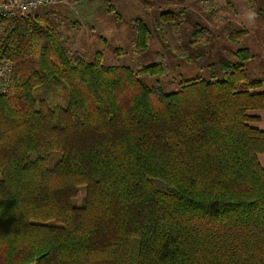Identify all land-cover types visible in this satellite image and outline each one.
I'll return each instance as SVG.
<instances>
[{
	"label": "trees",
	"instance_id": "1",
	"mask_svg": "<svg viewBox=\"0 0 264 264\" xmlns=\"http://www.w3.org/2000/svg\"><path fill=\"white\" fill-rule=\"evenodd\" d=\"M0 24V264H264V74L243 65L245 29L222 79L161 92L138 77L162 61H85L37 14Z\"/></svg>",
	"mask_w": 264,
	"mask_h": 264
},
{
	"label": "rangeland",
	"instance_id": "2",
	"mask_svg": "<svg viewBox=\"0 0 264 264\" xmlns=\"http://www.w3.org/2000/svg\"><path fill=\"white\" fill-rule=\"evenodd\" d=\"M133 1L66 0L61 6L45 5L28 15L37 14L51 24L61 34L67 50L81 54L85 61H92L100 53L102 65L132 70L153 61L164 62L167 71L163 75L138 77L161 92L172 91L181 79L195 75L222 79L219 60L234 62L238 47L226 37L230 28L245 29L247 34L240 44L249 48L248 37L247 41L251 40L264 53V26L259 17L264 14V0ZM166 14H171L168 23L172 28L162 19L161 15ZM138 22L149 32L142 52L135 51L134 47ZM248 52L251 57L243 62L245 69L255 58L252 51L248 49ZM8 62L0 59V63ZM248 72L251 78L264 74L263 71L260 76H253V71ZM83 196L84 190L80 188L75 198L77 205L82 203Z\"/></svg>",
	"mask_w": 264,
	"mask_h": 264
},
{
	"label": "built area",
	"instance_id": "3",
	"mask_svg": "<svg viewBox=\"0 0 264 264\" xmlns=\"http://www.w3.org/2000/svg\"><path fill=\"white\" fill-rule=\"evenodd\" d=\"M51 2H54V0H0V17L24 16L31 10ZM9 72L10 66L8 63H0V92L8 86Z\"/></svg>",
	"mask_w": 264,
	"mask_h": 264
},
{
	"label": "crops",
	"instance_id": "4",
	"mask_svg": "<svg viewBox=\"0 0 264 264\" xmlns=\"http://www.w3.org/2000/svg\"><path fill=\"white\" fill-rule=\"evenodd\" d=\"M66 0H61V2H58L56 4H52V5H48L47 7L49 8H54V6H61L62 4L65 3ZM135 1L132 0V3H134ZM42 7V6H41ZM91 8V7H90ZM249 38H246V42H249V48L247 46V48L252 51V53L255 55V58L251 59L248 64H246V70L248 72L249 71H253V73H255L253 76H260L261 73L264 71V53H260L258 49V46L253 45L251 43V40L247 41ZM248 45V44H247ZM249 73V72H248ZM260 91H264V81L262 82L260 88ZM254 114L258 115L259 119L257 122H253L252 125L264 130V108L254 112ZM258 161L260 163L261 166L264 167V155L259 154L258 156Z\"/></svg>",
	"mask_w": 264,
	"mask_h": 264
},
{
	"label": "bare ground",
	"instance_id": "5",
	"mask_svg": "<svg viewBox=\"0 0 264 264\" xmlns=\"http://www.w3.org/2000/svg\"><path fill=\"white\" fill-rule=\"evenodd\" d=\"M58 2H61V0H54V2H51V3H48V4H45V5H52V4H56V3H58ZM45 5H43V6H45ZM39 7H41V6H39ZM39 7H37V8H39ZM36 9V8H35ZM35 9H33V10H35ZM33 10H31V11H33ZM30 11V12H31ZM29 13H27L26 15H24V16H18V15H16V16H13V17H19V18H25L27 15H28ZM13 17H10V18H13ZM7 19H9V18H7ZM0 59H2V58H0ZM9 64V66H10V72H9V77H10V75H11V72H12V66H11V62L9 61L8 62ZM1 89H4V88H1Z\"/></svg>",
	"mask_w": 264,
	"mask_h": 264
}]
</instances>
